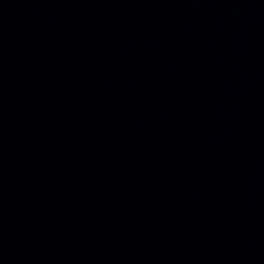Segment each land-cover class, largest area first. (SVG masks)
Returning a JSON list of instances; mask_svg holds the SVG:
<instances>
[{
	"label": "water",
	"instance_id": "95a60500",
	"mask_svg": "<svg viewBox=\"0 0 264 264\" xmlns=\"http://www.w3.org/2000/svg\"><path fill=\"white\" fill-rule=\"evenodd\" d=\"M0 264H264V0H0Z\"/></svg>",
	"mask_w": 264,
	"mask_h": 264
}]
</instances>
